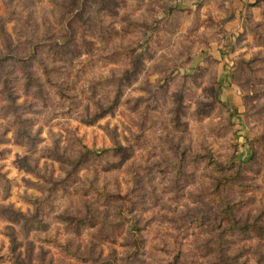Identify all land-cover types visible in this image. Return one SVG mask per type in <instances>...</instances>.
I'll list each match as a JSON object with an SVG mask.
<instances>
[{"label": "clouds", "instance_id": "obj_1", "mask_svg": "<svg viewBox=\"0 0 264 264\" xmlns=\"http://www.w3.org/2000/svg\"><path fill=\"white\" fill-rule=\"evenodd\" d=\"M6 2L0 0V58L23 55L38 40L61 39L68 20L78 13L86 20L88 8L99 6L98 0H76L71 7L66 0H12L6 8ZM177 3L186 11H175L177 22L166 25L168 10ZM247 3L204 0L200 7L197 0H116L112 11L104 10L97 21L116 31L105 33L103 40L99 33L90 35L95 48L65 50L60 53L65 59L49 60L53 84L42 94L36 86L25 94L27 78L20 71V88L11 98L0 82V153H5L0 159L5 177L0 180V206L12 204L28 218L47 217L44 223L52 225L48 232L20 236L24 245L38 237L52 241L38 245L37 261L44 247L68 264H103L89 250L103 239L101 233L117 220L123 204L105 194L124 193L135 197L130 218L143 227L138 252L131 235L120 238V264H128L129 256L132 264H173L177 250L185 255L175 264H206L203 245L212 239L211 230L193 235L184 222L212 206L208 190L224 174L209 155L214 151L219 161L228 162L234 155L246 156L249 140L264 137V95H255L264 85L248 91L236 79L218 91L237 57L248 53L239 48L220 55L229 38L234 42L233 34L243 32L249 22L264 26V4ZM233 12L230 22L213 23ZM149 29L154 34L145 50L140 45ZM6 63L14 66L16 60ZM32 71L47 84L43 70ZM229 96L239 109L237 116L225 106ZM182 153H187L183 159ZM181 159L179 170L169 167ZM25 161L31 170L21 167ZM40 177L54 181L46 184ZM7 182L12 184L9 200L3 198ZM256 183V203L264 205V179L257 177ZM233 214L239 218L238 210ZM72 216L82 219L73 223ZM95 217L102 223L96 224ZM5 224L0 220V256L10 247ZM224 239L226 254H231L233 241L254 249L240 257V264H256L255 250L264 251V236L234 233Z\"/></svg>", "mask_w": 264, "mask_h": 264}, {"label": "rangeland", "instance_id": "obj_2", "mask_svg": "<svg viewBox=\"0 0 264 264\" xmlns=\"http://www.w3.org/2000/svg\"><path fill=\"white\" fill-rule=\"evenodd\" d=\"M12 0H7L5 7H8V4ZM76 0H66V6L71 7V4H74ZM99 6L97 8L89 7L87 10L88 19L80 20L79 13L72 17L71 20L67 21L68 31L62 34L61 39H56L54 37L47 40H38L36 41L33 47H36V44L40 43V53L38 54L40 61H29L27 64L28 67H23L21 61L16 60L14 66L9 65L6 61L14 59L13 56H5L2 59V67L0 71V82L4 84V92L8 93L9 97L16 95L20 88L19 77L16 76V72L20 71L27 78L26 83L23 86L25 94L31 90V86H36L41 89V94L43 89L48 85L53 84L51 78L50 70L47 66V62L50 60L52 63H55L58 60L65 59L64 56L60 55L61 52L65 50L78 51L82 46L91 45L93 48L96 47L95 39H89V36H95L97 33L100 34V38L103 40L104 34L116 30L112 27L111 24L103 26L102 24H97V21L100 19V13L104 10L112 11V5L116 3V0H98ZM198 5L203 7L204 0H197ZM21 3H24V0H21ZM93 3H97V0H93ZM120 4H124L125 0H119ZM264 4V0H248L247 7H259ZM75 11V9H73ZM175 11L183 13L186 9L180 4L177 3L174 6H171L167 13L166 25L175 24L176 17L173 15ZM13 16L15 13L12 14ZM236 13L233 12L230 17L222 18L219 21L213 19V23H219L224 25L230 22L231 19L235 18ZM159 27V26H157ZM154 30L149 29V34L146 36L142 44L140 45L145 50H148L149 41L153 39ZM251 35V39H249ZM234 42L233 38H229L226 50H221L220 55H226L227 52L235 53L239 48H247L248 53H243L237 57L234 67L231 72L220 79L218 91H223L224 86L230 80L238 79L241 83L247 85L248 91H253L259 85H264V26L259 24L252 25L250 22L247 24L245 30L240 33H234ZM111 43V41H108ZM253 47L262 49L259 52H252ZM32 48L29 51L23 53L24 56L28 57ZM143 53H137V55H142ZM1 59V58H0ZM41 69L43 74L46 77H49L47 84H41L39 78H37L36 73L32 69ZM31 72V73H30ZM31 75L33 77H31ZM230 86V85H229ZM255 95L262 96L264 91H256ZM229 107L234 116L239 115V109L234 105H231V97H228V103L225 105ZM255 107V106H253ZM260 111L264 112V108H261ZM25 133L21 132L20 136L22 137ZM0 142H4L3 138H0ZM21 140L18 139L17 143H20ZM252 144H255V148L251 147ZM249 150L246 154L234 155L230 161L221 162L217 159L215 152L209 155V162L215 166V162L224 164L225 167L223 170H218L224 173L218 180L214 189L208 190L212 197V206L208 207L206 211H202L199 214L189 217L184 223L186 224V232H191L193 235L197 233L209 232L211 237L214 235L215 223L223 222L220 221L222 214L220 209L225 206L219 199L214 196L215 190H219V181L224 177L234 178L231 180V183L219 190V194L225 199V202H228L231 205L230 209H236L239 211V218L234 215L238 224H249V229L246 231L249 235L253 237H262L264 236V205H258L256 203L257 192L259 191V185L256 183L257 177L264 179V176H261V173L264 172V137H257L249 140ZM187 153H182L183 156ZM5 158V153H0V159ZM181 160L175 161L169 167L180 169ZM234 161V162H233ZM233 162V163H232ZM21 167L31 170V166L27 162H22ZM248 168L250 171L255 172V176H249L245 169ZM190 171V170H189ZM38 175V174H37ZM45 180V183L48 184L49 180L54 178H45L40 177ZM5 179L3 175H0V180ZM30 183V182H29ZM51 188H55V183L51 184ZM51 190V189H50ZM3 198L9 200L12 197V184L7 182L3 187ZM229 196L231 198L229 199ZM106 199L112 200H123V204L120 205L119 211L117 213V220L110 225H106L109 230L107 232H102L101 239L97 247L94 250H89L92 255L96 258L103 260H116L120 263V251L117 245L120 244V238L125 235H131L132 241L136 245V252L139 251V244L141 241L137 239L140 229L143 227L131 217V207L136 203V199L132 194L121 193L119 197H110L105 196ZM126 209L128 213L126 214ZM47 217L41 214V218L37 220L35 217L28 218L20 210L16 209L14 205L9 204L7 206H0V220L6 221L4 232L9 236L10 247L8 253L4 256H0V264H13L16 257L21 258L27 264H68L66 258H62L52 249L41 247L39 251V260L37 261V247L41 243H48L47 239L41 240L39 237L34 241H29L27 245H24L20 236L23 234L24 238L27 239L33 231L37 233L48 232L52 227L51 224H45L44 220ZM73 223L81 220V217L72 216L69 217ZM95 223L101 224L102 221L99 217H95ZM28 220V222H25ZM21 221L23 224L21 225ZM249 230H252L249 232ZM234 233H237L234 230ZM243 234V233H242ZM227 243V241H226ZM210 249L207 251L205 249L206 264H212V262L217 261L216 254L217 251L214 249L213 243H209ZM109 246H112L111 251H108ZM205 245H203L204 247ZM23 248L24 251L21 252L20 249ZM75 250V249H72ZM82 251V250H81ZM179 251L180 256L185 255L180 250L175 252L177 255ZM254 249L249 247L247 244L241 245L240 243L233 241V246L230 256H234L233 262L225 260L224 264H240V257L246 253L253 252ZM256 255L259 257L256 261V264H264V251L255 250ZM181 257L179 260H181ZM128 264H132V257H128ZM183 264V262H181ZM246 264V262H245Z\"/></svg>", "mask_w": 264, "mask_h": 264}, {"label": "trees", "instance_id": "obj_3", "mask_svg": "<svg viewBox=\"0 0 264 264\" xmlns=\"http://www.w3.org/2000/svg\"><path fill=\"white\" fill-rule=\"evenodd\" d=\"M40 43L36 44V47H33L30 54L28 55V57H24V56H13L15 60L21 61L22 66L28 67L26 63H28L29 61H37L39 62V56L38 54L40 53ZM2 58L0 59V71H1V67H2ZM31 73V72H30ZM31 77H33L31 75ZM234 162V161H233ZM232 162V163H233ZM215 167L218 170H223L225 167H227L224 164H220L218 162H215ZM234 179L233 177H224L219 181V186L218 189H222L223 187L228 186L231 183V180ZM219 190H215L216 192L214 193V196L219 199L221 201V203H223L225 206H223L220 209V212L222 214V218L220 221L223 222H218L215 223V230H214V235L212 237V239L208 240L204 245V248L207 249V251L210 249V245L209 243H213L214 249L217 251L216 254V259H218L217 261L212 262V264H224L225 260H229L230 262H233L234 256H230L229 254H226L225 252V244L226 241L224 239V236L226 234H234V230H236L237 233H247L246 231L249 229V224H238L236 221V219L234 218V214H233V209L231 207L232 204L225 202V199L219 194ZM105 196H110L109 194H105ZM25 222H28V220H26ZM46 241H48V243H51L52 241L50 239H47ZM75 250H70L69 254H71V252H74ZM180 254L179 251L177 253V255H175L174 260H173V264H175L176 261H179L180 258ZM99 261H103V264H120L118 263L116 260H103L100 258H96ZM13 264H27L25 261H23L21 258L16 257V259L14 260Z\"/></svg>", "mask_w": 264, "mask_h": 264}]
</instances>
